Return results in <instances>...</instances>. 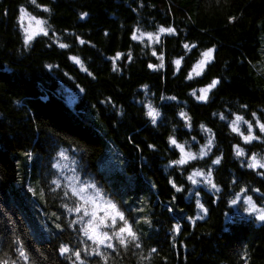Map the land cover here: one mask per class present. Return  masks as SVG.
Wrapping results in <instances>:
<instances>
[{
    "label": "trees",
    "instance_id": "16d2710c",
    "mask_svg": "<svg viewBox=\"0 0 264 264\" xmlns=\"http://www.w3.org/2000/svg\"><path fill=\"white\" fill-rule=\"evenodd\" d=\"M38 2L52 8L51 14L36 9L30 0H0V256L7 252L15 258L12 241L18 238L29 253V264H69L59 255L60 244L77 246L84 239L75 230L78 225L67 227L75 217L61 207L62 203L71 206L70 201L62 199L64 189L51 191L55 186L50 181L63 174L61 170L53 175L56 170L51 163L59 160L57 153L64 149L69 160L61 163L69 162L82 179H91L109 198L114 197L130 217V223L132 219H141V223L134 225L141 248L130 245L125 250L117 246L116 252L104 249L107 264H244L240 256L245 251L248 264H264V224L247 216L243 205L229 206L233 190L238 191L245 184H261L259 177L246 174L248 170L240 166L232 145L238 142L246 155H251L247 151L251 147L252 152L264 157V143L244 144L224 121L212 115L236 113L249 120L252 111L264 115L260 113L264 109V0ZM21 6L37 18L46 19L64 42H74V36L65 33H75L95 47L75 43L63 51L50 46L48 38L39 36L25 49L19 23ZM85 12L88 16L80 20ZM229 17L237 19L230 23ZM157 25L172 26L178 32L176 36H162L161 43L153 45L166 55L164 68L153 71L148 63L160 61L145 47L147 41H132L131 33L137 28L154 32ZM185 42L196 44V49L186 54L182 47ZM209 47L215 51L206 74L186 80L200 52ZM116 52L124 54L117 61L118 72L112 71V63L107 59ZM129 52L131 61L127 60ZM69 54L78 56L96 78L81 72L68 60ZM180 56H184L183 71L176 72L172 60ZM45 65L54 67L49 70ZM213 78L221 83L209 93L208 103L189 95ZM144 85L148 87L145 89ZM161 94L176 96L177 100L167 102L173 106L165 108ZM106 98L113 101L115 108L100 103ZM148 102L162 112L163 124L159 128L152 126L143 114V104ZM241 104L248 108L241 109ZM181 109L192 117L191 131L178 116ZM201 123L215 134L213 153L224 157L219 166H213L217 169L213 178L222 189L220 193L204 186L193 187L186 179L191 169L182 174L166 167L170 159L179 157L178 151L173 156L167 147L173 127L181 143L192 144L195 135L199 143L191 150L198 152L208 137V133L202 132ZM240 127L246 134V125ZM129 138L134 143H129ZM149 143H155L158 151L149 150ZM135 144L143 150L137 151ZM25 152L39 159L38 177L32 174V159H27ZM19 160L25 163L24 191L30 195L29 184L36 188L48 218L65 227L50 241H34L10 201L8 187L18 179ZM110 170L114 171L113 176L121 174L126 179L122 197L114 193L105 178ZM169 176L192 189L175 194L177 201L172 212L168 208L174 189L167 183ZM234 179L239 180L238 185L231 184ZM61 183H65L63 179ZM196 191L201 192L199 199L208 209L207 215L196 207ZM32 197L36 198L33 194ZM140 207L145 211H133ZM53 213L61 220L57 221ZM145 216L151 226L143 223ZM176 224L180 225L179 234L173 231ZM152 248L157 252L152 253ZM90 259L93 264H104L99 257Z\"/></svg>",
    "mask_w": 264,
    "mask_h": 264
},
{
    "label": "snow or ice",
    "instance_id": "6c2138e0",
    "mask_svg": "<svg viewBox=\"0 0 264 264\" xmlns=\"http://www.w3.org/2000/svg\"><path fill=\"white\" fill-rule=\"evenodd\" d=\"M30 3L43 13L51 14L52 12V8L39 3L38 0H30ZM142 6L143 5H141V7ZM19 13V20L21 22L20 27L23 32V44L25 49L31 47L32 42L38 36L48 38L50 40V46H55L63 51L69 50L75 43H78L81 46L88 44L90 47H95V45L91 44L90 41H86L75 33H65V35L74 36V42H64L61 36L57 35V31L52 28L46 19L37 18V16L29 13L23 6L19 8ZM87 16L88 13H81L79 19L84 20ZM25 19L28 20L27 27L23 24ZM236 19V17H229V22L231 23ZM177 32L178 30L176 28L163 25H157V29L154 32H141L139 28H137L132 31L131 40L140 42L145 39L147 40L145 47L151 50V56L156 57V59L160 61L159 64L149 62L147 66L149 69L156 71L164 68L166 55L164 51L153 47V45L160 44L162 36H176ZM104 35L107 36L108 33L105 32ZM182 47L187 54L189 52H193L197 45L185 42L182 44ZM214 51L215 49L212 47L201 51L199 58L192 66L191 70L187 72L185 79L192 81L195 77L205 75L206 67L210 65L214 59ZM123 55L124 54L121 52H116L115 56L107 58L112 63V71H119L117 61L120 60ZM68 60L79 67L81 72H85L87 76L92 79L96 78L95 75L85 67L84 63L78 56L69 54ZM127 60H132V54L130 52L127 54ZM182 61H184V56H180V58L172 60V64L175 65L176 72L183 71ZM185 63L187 62L185 61ZM45 67L52 70L54 66L45 65ZM55 67L59 66L56 65ZM65 75L68 74L65 73ZM196 82L199 83L200 81ZM220 83V80L213 78L206 86L199 88L198 90L193 89L189 95L194 97L198 102L206 104L209 101V93L216 89ZM188 86L191 87V85ZM77 87H79V85H77ZM147 87V85H144L145 89ZM80 91L83 93L85 92V89L80 88ZM159 98L161 101L166 102L164 104L165 108L173 106L171 103L167 102H174L177 100L176 96H164L163 94H161ZM100 103L112 104L113 108H115V104L110 98H106L104 101H100ZM240 107L245 110L248 108V106L244 104H241ZM143 109V114L147 117V120L152 126L155 128L162 126V112L158 110L157 107H154L152 102L144 103ZM260 113H264V109H260ZM212 115L218 116L220 121H224L227 124V127L231 129V132L238 135L244 144L253 145V142L257 141L264 143V115H258L256 111H252L251 120L245 119L244 115L236 113L226 114L225 112H214ZM178 116L184 121V126L191 131L193 128L192 117H190L183 109L178 112ZM230 116H234V119H229ZM241 124L247 126L246 134L244 131H241ZM200 128L202 132L208 133V137L206 139V143L200 146L198 152H193L191 149L196 143H199L196 136H192V144H189L188 141L181 143L175 135V126L173 127V133L169 134L167 137V147L172 150L173 156H175L178 151L179 157L177 159H170L169 164L166 167L179 170L182 174L189 173V169H191L190 173L186 175V179L193 187L204 186L208 191L220 193L222 189L213 178L214 171L217 169L213 166H219L224 157L222 154L215 155L212 151L215 146V134L212 130L206 127L203 123L200 124ZM257 129L258 131H255ZM129 143H134L132 138H129ZM135 147L137 151L143 150L139 144H135ZM147 148L153 153L158 151L155 143L147 144ZM232 149L235 157L241 161L240 166L248 170L246 174H254L259 177L261 184L259 187L245 184L240 186L238 191L233 190L229 199V206L243 205L244 212L247 216L254 217L256 221L264 224V191H262V188H264V157H261L259 153L252 152L251 147L247 150L251 153V155H246L245 149L240 147L238 142L232 145ZM23 155L29 160L32 158L31 152H25ZM213 155L215 156L214 159L212 158ZM57 156L59 157V160L51 163V168L56 170V173H53V175L60 173L61 170L69 169V165L67 163L60 162L69 160L66 150L61 149L57 153ZM206 157L211 161L210 165L208 164V160L205 159ZM72 163H75V161H72ZM69 171L72 172V175H64L62 178H54L50 181V184L55 186L54 188H51V191L56 192L57 189H64L62 199L70 201L71 206L67 203H62L61 207L64 208L68 214L75 217L74 219L68 221L67 227L72 228L73 225H78V228L75 230L78 231L84 239H80L77 246H70V243H61L58 249L59 255L67 259L69 264H93V261L90 259L93 256L99 257L100 261L107 264L108 258L103 251L104 249H111L113 252H116L118 250L117 246L127 250L130 245L134 246L136 249H140L141 243L138 242L139 236L134 225L141 223V219H132V222L130 223V217L126 215L125 211L122 210L121 206L115 201L114 197L109 198L108 195H106L103 190H101L91 179H82L80 175L76 174V169H69ZM61 179H63L65 183L62 184ZM167 183L171 186V189H174L170 202L171 206L168 208V211L172 212L175 202L177 201V196L175 194L192 191V189H186L183 181L178 182L172 179L171 176H169ZM231 184L238 185L239 180L234 179L231 181ZM152 187L155 188L156 185L153 184ZM28 191L34 196L36 195L32 188H29ZM249 193L256 194L255 198ZM194 195L197 197L195 201L196 207L207 215L208 209L199 199L201 192L196 191ZM40 196L43 198L44 193L41 192ZM212 202L215 203V201ZM133 211L142 213L145 209L141 207L134 209ZM53 216L57 221L61 220V217L56 215V213H53ZM202 218L203 217H197V219ZM142 220L143 223L151 226V222L146 216L143 217ZM55 228L58 232L65 231V227L62 226L61 223H56ZM173 231L179 234L180 225H174ZM85 241H90L91 244H87ZM12 243L15 245L14 251L16 253V257L13 258L5 252L2 256H0V264H29L30 256L26 246L23 245L18 238L13 240ZM151 252L155 253L157 252V249L152 248ZM240 259L244 261V264H248L246 251L241 254ZM96 264H99V261H97Z\"/></svg>",
    "mask_w": 264,
    "mask_h": 264
},
{
    "label": "rangeland",
    "instance_id": "374dc122",
    "mask_svg": "<svg viewBox=\"0 0 264 264\" xmlns=\"http://www.w3.org/2000/svg\"><path fill=\"white\" fill-rule=\"evenodd\" d=\"M23 24L25 27H27L28 20L25 19L23 21ZM144 41L147 40L145 39ZM31 159L33 166L32 174L38 177L40 168L39 159L34 154L32 155ZM65 163L69 165V169H74V167L71 166L69 162ZM24 164V160L17 161L18 179L12 182L8 187L9 198L24 220L31 238L38 243L47 242L55 237L58 234V231L55 228V222L48 218L49 215L46 211H43L42 203L40 202L38 191L36 190V188H33L36 193L35 199L34 197H32L31 192L29 195L24 191L22 184L23 180H25ZM69 169L62 170L63 174L60 173V177L62 178L64 175H72V172L69 171ZM113 174L114 171L110 170L105 174V178L107 179V182L109 183L114 193L122 197L124 195L122 192V187H124V185L126 184V179L124 178V175L118 174L116 176H113ZM28 186V189L32 188L30 184ZM123 203L128 204L126 203V201Z\"/></svg>",
    "mask_w": 264,
    "mask_h": 264
}]
</instances>
